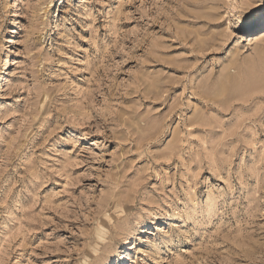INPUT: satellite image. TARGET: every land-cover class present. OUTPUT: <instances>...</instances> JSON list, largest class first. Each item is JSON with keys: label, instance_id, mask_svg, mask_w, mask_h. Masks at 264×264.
Masks as SVG:
<instances>
[{"label": "rangeland", "instance_id": "374dc122", "mask_svg": "<svg viewBox=\"0 0 264 264\" xmlns=\"http://www.w3.org/2000/svg\"><path fill=\"white\" fill-rule=\"evenodd\" d=\"M107 2L0 0V264H150L176 220L172 264H264V3L145 0L54 76Z\"/></svg>", "mask_w": 264, "mask_h": 264}, {"label": "bare ground", "instance_id": "6f19581e", "mask_svg": "<svg viewBox=\"0 0 264 264\" xmlns=\"http://www.w3.org/2000/svg\"><path fill=\"white\" fill-rule=\"evenodd\" d=\"M162 1L165 2L166 0ZM144 2L145 0H131L130 3L126 4L124 3V0H108V2L100 11L101 14L97 21L96 27L92 29L91 25H84V29H88L91 34L88 45L81 46L73 51L67 52L59 63L50 67L53 75L66 80L68 73L72 71V68L76 64H79V61L82 62V54L86 56V62L88 66L98 61L99 58L103 57L104 44L108 40L109 36L114 33V37H117L118 27L122 21L127 20L130 16H133L138 11H143L144 7L142 6H147ZM242 2L244 3V7L252 12L254 9L260 8L264 3V0H242ZM138 3L142 4L141 7L138 5ZM153 6L154 5H152V8ZM258 12L259 14L257 17H263V8H260ZM76 86L78 88L77 94L79 97L77 99V103H75L76 108L73 107L74 109H72V113L68 119L69 124L67 125V133L66 135L62 136V138L65 142H70L75 139L76 144H78L79 141L77 139H85L87 129L96 120V116L94 113L88 111L85 107L86 104L90 102L86 88L81 83H76ZM227 86L228 84L226 87ZM228 89H230V86ZM232 90L233 89H231V91ZM227 92H229V90ZM183 223L184 220H176L171 224L168 232V238L165 240L164 244L158 246L155 249L150 264H172L174 261H177L179 257H181V244L185 234V227Z\"/></svg>", "mask_w": 264, "mask_h": 264}]
</instances>
